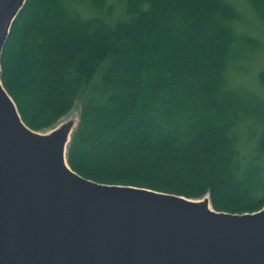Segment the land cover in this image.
I'll list each match as a JSON object with an SVG mask.
<instances>
[{
	"label": "trees",
	"instance_id": "16d2710c",
	"mask_svg": "<svg viewBox=\"0 0 264 264\" xmlns=\"http://www.w3.org/2000/svg\"><path fill=\"white\" fill-rule=\"evenodd\" d=\"M246 2L264 22V0ZM239 21L228 0H27L2 84L37 132L79 103L67 162L81 177L253 213L264 207V98L231 74L262 45L235 32ZM257 81L264 92V70Z\"/></svg>",
	"mask_w": 264,
	"mask_h": 264
},
{
	"label": "water",
	"instance_id": "95a60500",
	"mask_svg": "<svg viewBox=\"0 0 264 264\" xmlns=\"http://www.w3.org/2000/svg\"><path fill=\"white\" fill-rule=\"evenodd\" d=\"M27 0H0V264H264V207L189 199L75 173L79 117L37 132L2 84L1 58Z\"/></svg>",
	"mask_w": 264,
	"mask_h": 264
},
{
	"label": "rangeland",
	"instance_id": "374dc122",
	"mask_svg": "<svg viewBox=\"0 0 264 264\" xmlns=\"http://www.w3.org/2000/svg\"><path fill=\"white\" fill-rule=\"evenodd\" d=\"M239 11L240 21L235 26V32L239 35L248 36L258 40L262 48L249 61L240 63L238 70L231 74L232 84L241 89L251 90L264 98L263 90L258 86L257 74L264 70V22L261 21L252 11L246 0H228ZM80 105L76 106L72 112L61 120L75 114L79 117ZM245 134L243 135V138Z\"/></svg>",
	"mask_w": 264,
	"mask_h": 264
}]
</instances>
